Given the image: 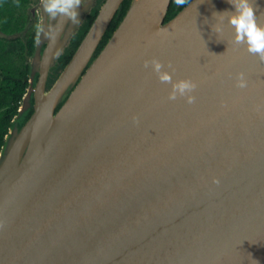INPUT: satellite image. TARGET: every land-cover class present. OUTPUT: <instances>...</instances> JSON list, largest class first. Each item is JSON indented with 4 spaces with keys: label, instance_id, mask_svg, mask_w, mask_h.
I'll list each match as a JSON object with an SVG mask.
<instances>
[{
    "label": "water",
    "instance_id": "obj_1",
    "mask_svg": "<svg viewBox=\"0 0 264 264\" xmlns=\"http://www.w3.org/2000/svg\"><path fill=\"white\" fill-rule=\"evenodd\" d=\"M122 2L104 0L48 89L95 0L55 43L38 2L29 84L0 149V264H264V63L226 21L212 32L227 0H190L166 22L171 0H131L93 57ZM154 57L197 83L194 104L167 99L143 67Z\"/></svg>",
    "mask_w": 264,
    "mask_h": 264
},
{
    "label": "trees",
    "instance_id": "obj_2",
    "mask_svg": "<svg viewBox=\"0 0 264 264\" xmlns=\"http://www.w3.org/2000/svg\"><path fill=\"white\" fill-rule=\"evenodd\" d=\"M35 0H0V149L4 137L18 114L20 102L27 90L30 75V59L35 51L38 32V20L32 22L28 8ZM131 0H123L121 8L115 14L106 33L99 43L93 57L106 44L113 31L123 18ZM104 0H101V3ZM94 6L86 15L57 59L58 69H62L95 19L100 4ZM171 0L165 22L172 18L182 7ZM184 7V6H183ZM53 83L50 82L48 87ZM32 109L25 112L21 125L30 117Z\"/></svg>",
    "mask_w": 264,
    "mask_h": 264
},
{
    "label": "clouds",
    "instance_id": "obj_3",
    "mask_svg": "<svg viewBox=\"0 0 264 264\" xmlns=\"http://www.w3.org/2000/svg\"><path fill=\"white\" fill-rule=\"evenodd\" d=\"M227 2L233 6L234 11L214 12L213 16L220 17V21L218 24L211 26L212 32H222V25L226 21L233 30V44L244 46L249 54L257 56L259 61L264 63V23L258 20L257 6L254 0H227ZM174 3L183 7L189 4L190 0H174ZM81 4L82 0H42L45 14L51 20H57V24L51 26L46 33L52 43H55L57 36L63 31L65 22L70 21L75 24L79 21L77 9ZM143 67L146 69L151 67V71L161 84L170 85L167 96L169 101L183 98L189 105L196 102L193 93L197 88V83L189 78L173 80L175 69L172 68L170 62L165 66L159 59L154 57L151 60H145ZM165 67L172 69V71L165 70ZM236 87L241 89L247 87V80L243 72L237 73ZM132 121L134 124H139L137 116H133ZM213 183L219 185L220 181L214 178Z\"/></svg>",
    "mask_w": 264,
    "mask_h": 264
},
{
    "label": "rangeland",
    "instance_id": "obj_4",
    "mask_svg": "<svg viewBox=\"0 0 264 264\" xmlns=\"http://www.w3.org/2000/svg\"><path fill=\"white\" fill-rule=\"evenodd\" d=\"M36 1H38L39 2V0H36ZM35 1V2H36ZM99 3H101V0H95V3H94V6H96V5H99ZM37 5H38V3H37ZM37 5L36 4H31L30 6H29V8H28V12H29V14H30V18L32 19V22H33V18H34V16L37 18V19H39V12H38V9H36V7H37ZM101 5V4H100ZM34 6V9L32 8ZM93 6V7H94ZM33 9V10H32ZM89 12H87L86 14H85V16H84V18L86 17V15L88 14ZM84 20V19H83ZM82 24V23H81ZM67 46V45H66ZM65 46V47H66ZM31 60V59H30ZM59 71V69H58V66L56 65V63L54 64V66L52 67V69H51V72H53L54 74H50V77H49V79H51V81L53 80H55L56 79V77H57V75L58 74H56L57 72Z\"/></svg>",
    "mask_w": 264,
    "mask_h": 264
},
{
    "label": "flooded vegetation",
    "instance_id": "obj_5",
    "mask_svg": "<svg viewBox=\"0 0 264 264\" xmlns=\"http://www.w3.org/2000/svg\"><path fill=\"white\" fill-rule=\"evenodd\" d=\"M35 1H36V0H35ZM35 1L33 2V5H34V4L37 5L38 1H36V2H35ZM102 3H103V2H102ZM102 3H101V4H102ZM32 8L34 9V6H33ZM33 9H32V10H33ZM33 22H34V19H33ZM63 68H64V67H63ZM63 68H62V69H63ZM51 69H52V68H51ZM51 69H50V71H49V77H50V74H54L53 72H51ZM62 69H60L56 74H60L61 71H62ZM49 77H48V81H47V87H48L49 83L53 81V80L51 81V79H49ZM35 82H36V79H35ZM47 89H48V88H47ZM25 115H26V114H25V112H24V113H22V115L17 119V120H18V124H19V126L21 125V121L24 119Z\"/></svg>",
    "mask_w": 264,
    "mask_h": 264
}]
</instances>
